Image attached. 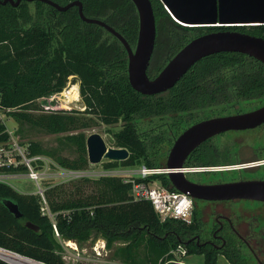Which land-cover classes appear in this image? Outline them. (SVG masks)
Listing matches in <instances>:
<instances>
[{"label": "trees", "instance_id": "16d2710c", "mask_svg": "<svg viewBox=\"0 0 264 264\" xmlns=\"http://www.w3.org/2000/svg\"><path fill=\"white\" fill-rule=\"evenodd\" d=\"M55 1L65 3L64 0ZM80 1L86 17L105 20L127 43L136 40L137 13L130 0ZM151 2L158 25L162 21L173 23L158 0ZM210 31L196 29L191 31V37ZM240 32L264 40L263 25L242 28ZM174 35L173 54L189 41L185 32L180 36L174 32ZM112 37L102 27L84 23L76 8L58 12L39 1H22L16 7L0 4V109L4 112L10 109L6 115L13 116L20 124L49 134L66 133L58 144L73 147L76 157H61L56 149L45 150L37 143L28 146L31 155L50 156L63 168L86 169L89 165L86 135L79 131L91 127L94 117L105 124H114L121 119L123 129L113 134L114 144L126 148L129 157L120 164L144 163L147 168H158L161 164L154 159L163 156L147 154V149L167 142V128L144 143L138 138L135 124L155 120L161 124L170 122L174 126L181 121L180 115L190 107L195 108L200 103L206 105V99L215 96L229 95L227 90L231 88L235 94H264L262 64L252 57L231 52L203 58L163 94L143 96L129 85L126 52L116 40L109 42ZM166 45L161 47L158 43L159 47L151 57L150 72L153 62H159ZM155 54L156 60L153 59ZM163 66L156 69L160 71ZM70 76H76L81 81L79 95L83 97L85 110L76 112L63 104L56 112L46 115L33 113L37 110L35 100L50 93H60ZM8 139L9 135L0 120V143ZM116 164L111 163L113 166ZM19 169L25 170L24 167ZM155 177L160 178L164 186L170 184L164 175H152L144 181ZM89 182L84 178L73 185L71 189L74 190L69 191L70 196L66 200H56L60 190L58 186L45 192L50 212L55 215L58 236L51 219L41 215L37 196L19 193L0 183V248L43 264H65L58 251V238L82 241L96 231L110 242L135 230L134 244L126 248L127 255L133 258L132 263L157 264V259L178 243L184 245L192 231L191 225L178 219L169 218L161 222L148 202H132L128 195L130 183L104 177L90 182L95 187L94 192L83 194L82 184ZM1 199L16 203L22 217H13ZM25 222L35 224L38 231L28 229ZM143 235L147 236V240ZM140 242L146 246L145 254L134 259L131 248H138ZM185 247L189 254L201 256L205 264L217 263V256L205 249L199 250L192 243H187ZM225 255L232 264H241L235 260L236 256ZM0 264L8 263L0 259Z\"/></svg>", "mask_w": 264, "mask_h": 264}, {"label": "water", "instance_id": "95a60500", "mask_svg": "<svg viewBox=\"0 0 264 264\" xmlns=\"http://www.w3.org/2000/svg\"><path fill=\"white\" fill-rule=\"evenodd\" d=\"M22 1L44 2L58 12L74 7L77 9L79 17L84 23L103 27L123 45L128 60L126 68L128 83L134 91L143 96H155L164 93V91L176 85L181 80V77L199 60L217 53H239L246 57L254 58L264 67V40L262 38L231 29L213 30L190 39L151 78L147 75V69L154 50L156 26L150 0H130L137 13L138 30L134 49L113 27H109L98 18L86 17L82 11L80 0H64L67 1L65 5H58L53 0H0V4H10L16 7ZM159 1L173 20L185 25L194 27H213L214 25L223 27L264 26V0ZM76 80L72 78L69 80V83L73 84ZM81 105L82 107L84 106L82 100ZM262 122H264V105L246 114L201 120L185 129L173 141V145L166 157V164L164 167H161L168 170L166 178H168L173 189L183 194L187 193L195 199L218 200L243 197L264 201V182L252 181L199 186L190 182L185 177V173L183 174L179 171L184 167L185 158L204 140L219 132L246 129L257 126ZM85 147L87 162L92 165H98L102 160L115 163L121 162L127 160L129 157V151L126 148L106 146L99 133H91L86 136ZM201 170H204V168L200 167V170H190L188 173L200 172ZM1 200L13 217H22L16 203L8 199ZM25 226L32 231H38V227L30 222H25ZM183 243L186 245L188 241Z\"/></svg>", "mask_w": 264, "mask_h": 264}, {"label": "flooded vegetation", "instance_id": "af4514ba", "mask_svg": "<svg viewBox=\"0 0 264 264\" xmlns=\"http://www.w3.org/2000/svg\"><path fill=\"white\" fill-rule=\"evenodd\" d=\"M53 1L56 2L55 0ZM64 2L63 4L56 3L58 5H65L67 1ZM171 20L173 23L170 21H162V24L159 23V25L155 21L156 36L153 53L159 47L158 43L163 47L169 39H173L176 36L174 32L179 36L185 32L186 37L190 40L192 39L191 31L196 29H210L211 31L231 29L239 31L242 28L254 27V25L194 27L178 23L172 18ZM102 21L107 24L105 20ZM107 33L111 37L113 36L109 32ZM114 40L120 43L114 36L109 39V42ZM135 41L129 43L132 49L135 47ZM126 61L128 63L127 53ZM158 72L159 70H156L151 73L149 63L147 75L153 78ZM71 77L76 79V76ZM227 92L230 94L206 99V105L200 103L195 108L190 107V109L180 115L181 123L178 121L179 123L174 124V126L170 122L161 124L155 122V120H153L155 122L153 125H147V122H145L146 124H135L139 128H142L140 131L134 125L139 140L144 143L156 137L161 130L165 128L168 130L169 134L166 135L167 142L159 146L148 147L147 154L151 153L165 156L166 161L173 141L191 125L201 120L250 113L264 105V94H235L233 88L228 89ZM82 101L84 103V100ZM84 110L85 103L80 111ZM88 115L93 116L92 114ZM118 122L121 123L120 130L123 129L124 122L121 119ZM184 166L204 168L200 172L185 173V177L190 182L199 186L252 181L264 182V122L246 129H233L219 132L204 140L185 158ZM191 198V219L189 221H182L185 224L191 225L192 228V231L186 238L188 243H192L199 250L205 249L210 254L222 257L228 264H232V262L227 259L226 253L236 256L235 260L241 264H264V201L243 197L218 200Z\"/></svg>", "mask_w": 264, "mask_h": 264}, {"label": "rangeland", "instance_id": "374dc122", "mask_svg": "<svg viewBox=\"0 0 264 264\" xmlns=\"http://www.w3.org/2000/svg\"><path fill=\"white\" fill-rule=\"evenodd\" d=\"M172 41L174 40L169 39L168 41L169 44L165 46L164 53L163 55L160 56L159 62L157 61L153 62L152 67H151V73L157 70L156 69L157 66H163L167 62L168 58L172 56L173 54ZM156 56L157 54H155L153 59L156 60ZM70 77H68V81L64 89L67 87L68 83L70 82L69 81L71 80ZM76 79L78 81V85L80 86V82H81L80 79H78L77 77ZM79 86H78V91H79ZM63 90L60 92L61 94L60 96H59V93H55V92L48 94V95L55 94L56 98H54L52 101L47 100L46 97L48 95L42 96L36 99L35 105L37 107V110H33V113L46 115L47 113L56 112L60 107L63 106V104H66L69 106L67 102L72 103L74 99L65 101L62 96ZM78 98H81V100H83V97L79 95V92L77 94L76 99ZM81 108L70 107L71 110H74L76 112H80ZM8 111H10V109H8ZM6 112L4 114H0V118H1L0 120L1 122H3L5 126V132L8 133L9 139L5 143H0V146L4 145L5 148H9V146L12 145V143H15L19 148H21V150L24 152L25 155H30L31 150L28 148V146L30 145V143H37L40 146V148L45 149V150L56 149L58 154L61 157H64V156L67 158L76 157L73 147L62 146L58 144V140L63 139L66 133L64 134L45 133L44 131H41L37 128H33L31 126L29 127L25 124H20L14 119L13 116L10 117L6 115ZM92 119H93L94 124L89 128L81 129L79 132L82 131L83 133H85L86 136H88L91 133H97V134L99 133L102 136L106 146L113 147V148L117 147L114 144L113 134H115V132L120 130L121 123L118 122L114 124H105L96 117ZM155 122H153V120L147 121V125L148 124L153 125ZM135 126L136 128H139L138 125H135ZM141 129L142 128H139L138 130L141 131ZM13 155L15 156V154ZM50 159L52 158L50 157ZM154 161L160 163L161 164L160 167H164L166 163L165 156H163L160 159L155 158ZM111 163H115V162H111ZM111 163L106 160H102L98 165L89 164L86 169H82L81 171H79V174H78L79 177L77 179L72 180V181H65L63 183H57L56 180L50 179L48 181H43L42 188H44L45 191H48L49 188L58 186L59 187L58 189L60 190H58V193H57L58 196H56V200L57 201H60L61 199L66 200V199H69V196H70L68 195L69 191L73 192L74 190V188L71 189V187L77 184L79 181H81L84 178L90 180V182L98 181L100 178H104V177L127 181L129 180L128 177L124 175L123 176L117 175V172L123 169H135L141 165H144V163H135L133 165L124 166L120 164L121 162H117L116 166H113L111 165ZM20 167H23V165H18V168L15 170L21 173L22 175L21 178L19 180H11L8 183H10L11 184L10 186H13V189L18 191L19 193L30 195L36 191L37 189L36 184L25 178V171L23 169L22 170L19 169ZM48 171H53V169H48ZM155 179L160 180V178L158 177H155ZM90 182L87 184H82V186L84 187L83 194L84 193L89 194L95 191V187L93 183H90ZM82 186L79 185V188L82 189L83 188ZM128 195L130 196V191ZM131 199H132L131 200L132 202L138 201V200H133L132 197ZM126 233H128V230L126 231ZM136 236H137V232L135 230L134 231L132 230V232L127 234L126 237H123V238L118 237V239L108 242L107 239L103 235H100L96 231H92L90 233V236L87 239H84L82 241H76V240L64 241L58 238V243H59L58 251H59V254L62 256L65 264H133L132 263L133 258L127 255L126 248L128 246H133ZM143 238L147 240V236L143 235ZM67 242L72 243V244L69 243V246L71 247H74V245L76 246V249H78V256H76V251L70 249L69 246H66V244H68ZM137 247L138 248H134V247L131 248V255L132 257H134V259L135 257L142 258L145 254L146 246L144 245L143 242H140ZM67 248L73 251L72 254L69 252H66ZM163 256L159 257L157 259V262ZM189 261L197 262L198 264H205V262H203L202 260V257L197 256V255H194L193 257H191ZM216 264H228V262L225 261L222 257H217Z\"/></svg>", "mask_w": 264, "mask_h": 264}, {"label": "built area", "instance_id": "2783aa9c", "mask_svg": "<svg viewBox=\"0 0 264 264\" xmlns=\"http://www.w3.org/2000/svg\"><path fill=\"white\" fill-rule=\"evenodd\" d=\"M60 95L59 93V96ZM46 98L52 101L56 97L55 94H53L48 95ZM6 111H8V109ZM4 113L5 112L0 109V114ZM13 154H15V156ZM18 165H23L25 168V178L36 184L37 189L32 194L38 197L41 215L51 219L53 230L58 236L54 224L55 215L50 212L47 199L45 198L46 191L42 188L43 181H48L50 179L56 180L57 183L72 181L79 177L78 174L81 170L63 168L60 164L50 159V157L44 155H25L21 148L15 143H12L9 148H5L4 145H1L0 183L10 186L11 184L8 183L9 181L19 180L22 175L15 170L18 168ZM8 169L12 171H6ZM48 169H53V171H48ZM190 170H200V168L193 169L184 166L179 171L184 174L188 173ZM167 172L168 170L162 169L161 167L147 168L145 165H141L135 169H123L118 171L117 175H124L129 178V180L123 182L131 184L130 196L133 200L148 202L161 222L169 218L189 221L192 216V198L189 194L176 191L171 184L164 186L160 180H156L155 178L147 182L144 181L152 175L166 176ZM137 179L140 181H137ZM10 187L13 188V186ZM69 247L76 251V256H78V249H76V246ZM193 256L194 254L188 253L185 245L178 243L176 247L169 250L168 253L160 258L157 264H198L197 262L189 261Z\"/></svg>", "mask_w": 264, "mask_h": 264}, {"label": "bare ground", "instance_id": "6f19581e", "mask_svg": "<svg viewBox=\"0 0 264 264\" xmlns=\"http://www.w3.org/2000/svg\"><path fill=\"white\" fill-rule=\"evenodd\" d=\"M73 77H70V79H72ZM78 81L76 80L73 84L68 83L67 87L63 90V99L65 101L68 100H73L72 103L67 102V104H69L70 107H74V108H81V98H77V94H78ZM68 244H66V246H69V243L72 244L71 242H67ZM74 245V244H73ZM0 259H2L3 261L9 263V264H41L38 263L37 261H33L30 259H27L25 257H22L21 255H18L17 253L14 254L12 252L6 251L2 248H0Z\"/></svg>", "mask_w": 264, "mask_h": 264}, {"label": "crops", "instance_id": "0c3cea01", "mask_svg": "<svg viewBox=\"0 0 264 264\" xmlns=\"http://www.w3.org/2000/svg\"><path fill=\"white\" fill-rule=\"evenodd\" d=\"M66 252H69V253H71L72 254V250H69L68 248L66 249Z\"/></svg>", "mask_w": 264, "mask_h": 264}]
</instances>
